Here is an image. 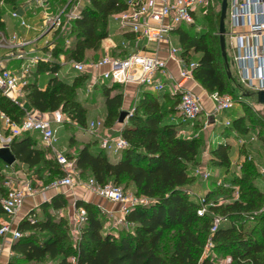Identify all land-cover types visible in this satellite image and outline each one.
I'll use <instances>...</instances> for the list:
<instances>
[{
	"label": "trees",
	"instance_id": "trees-1",
	"mask_svg": "<svg viewBox=\"0 0 264 264\" xmlns=\"http://www.w3.org/2000/svg\"><path fill=\"white\" fill-rule=\"evenodd\" d=\"M22 2L0 0V28L5 26L4 14L19 9ZM125 8V0H88L78 16L68 21L67 31L56 29L54 40H47L54 44L49 50L50 60L40 62L36 69V74L47 76L45 88H40L37 80L26 87L24 102L29 107L44 113L59 110L66 117L61 124L72 128L67 137L69 145L78 142L80 128L86 126L88 108L77 96L88 84L89 75H55L61 67L57 59L63 54L82 61L90 52L98 54L114 22L112 14ZM203 16L205 22L201 25L197 22L201 15H196L193 24L177 26L171 33L172 40L185 60H196L193 79L206 92L230 95L232 76L227 75L214 34L219 13L211 9ZM121 30L129 41L133 39V34ZM69 38L70 45L67 44ZM41 49L46 51V45ZM99 86L104 99V125L112 126L121 110V87L109 81H102ZM177 104L178 99L166 92L144 91L122 125L121 135L128 143L124 149L110 157L99 140L91 138L81 141L74 155L67 154L74 159L80 175L92 177L99 185L108 182L120 185L135 197L144 199L125 214L127 226L106 228L107 216L100 207L77 199L75 205L82 206L86 216L78 238L72 240L66 218L56 217L51 211L67 203L63 194L56 193L39 205L41 217L32 211L19 220L16 227L20 236L11 242L12 253L6 264H264V190L257 185L253 164L243 161L240 173L236 174L231 170V144L218 141L209 145L207 165L218 168L223 183L230 188L225 192L219 188L218 194L225 202L213 203L207 206L205 214L197 215L200 199L207 203L214 192L208 190L200 197L193 195L197 188L193 170L200 163L204 146L199 135H178L184 123ZM0 110L14 120L23 116V109L1 94ZM253 121L254 118L241 114L229 119L228 125L219 123L213 131L225 136L231 132L249 140ZM34 133L25 132L15 137L9 149L15 160L30 170L28 179L33 184L48 169L51 176L44 180L47 183L59 177L61 170L53 159L46 157L47 149L36 143ZM262 140L264 136L259 139ZM0 164L6 165L1 160ZM234 186L238 190L237 197L231 192ZM5 193L0 172V197ZM213 214L224 220L210 233ZM208 238L212 249L203 254Z\"/></svg>",
	"mask_w": 264,
	"mask_h": 264
},
{
	"label": "built area",
	"instance_id": "built-area-1",
	"mask_svg": "<svg viewBox=\"0 0 264 264\" xmlns=\"http://www.w3.org/2000/svg\"><path fill=\"white\" fill-rule=\"evenodd\" d=\"M126 8L115 14L113 19L119 28L133 34V44L129 40H122L120 48L132 51L124 56L104 54L86 64L84 61L70 59L67 63L75 73L90 75L88 84L93 86L100 81L122 84L124 86H142L154 92H166L169 96L178 99L177 110L180 120L184 125L179 129L178 135L192 136L191 130L198 116L205 114V118L212 115L214 119L219 112L228 110L233 106L234 100L229 94L217 92L207 93V98L212 104V114L206 111L204 99L193 88L196 81L193 79L195 59L185 60L180 54V48L171 37L172 31L179 25H191L196 15H206L212 8V0H125ZM50 0H23L19 9L8 10V16L17 21L18 25L26 31L35 28L29 21L27 13L31 16L40 14L39 29L43 31L48 22L52 27H57L62 17L73 19L78 13H65L66 5L55 15L50 14ZM226 16L228 28L225 37L229 41L233 52V61L236 64L239 80L250 90L256 92L264 90V0H227ZM45 25V26H44ZM140 40L153 43L154 49L141 46ZM47 50L35 45V39H27L15 31H10L4 26L0 28V94L19 105L23 109L20 120H14L0 110V148L10 147L12 140L25 132H35L42 144L50 148L54 160L58 164L61 175L53 180L49 187H65L75 189L72 201L66 214L68 235L76 240L85 221L86 211L82 206H76L77 199L87 200L84 196H97L107 202L119 205V214L100 208L111 220V226L124 225V219L129 208L144 199L135 197L122 186L108 182L99 185L92 177L84 180L76 172L75 161L65 153L54 148L57 142L56 130L53 123H62L66 117L59 111L48 115L24 102L26 87L34 82L36 69L40 62L49 61L53 42L45 41ZM165 49V56H160V49ZM171 61L177 68L174 75L168 68ZM60 74L55 72V75ZM139 97L126 109L127 117L134 111ZM206 124V122H205ZM225 125L229 120L224 121ZM123 125V124H122ZM115 134L100 133L103 127L101 120L91 121L88 129L99 140L100 146L106 153L116 154L127 146V141L121 135V128ZM190 128L188 133L187 129ZM251 135L249 140H254ZM195 176L207 178L209 172L206 167L196 166L193 170ZM6 193L0 197V207L6 220L0 222V238H7L8 247L13 240L20 236V231L13 223V217L22 206L24 198L33 194L35 188L29 180L21 184L16 181H7ZM84 194V196H83ZM238 196L236 188L234 197ZM197 208V215L208 211L207 206L213 203H203ZM264 209V205L262 207ZM224 220L220 215L213 214L210 233ZM3 245V244H2ZM0 244V252L3 248ZM212 242L208 238L204 244L203 254L209 253ZM7 250V255H11ZM229 257L226 261H229Z\"/></svg>",
	"mask_w": 264,
	"mask_h": 264
},
{
	"label": "rangeland",
	"instance_id": "rangeland-1",
	"mask_svg": "<svg viewBox=\"0 0 264 264\" xmlns=\"http://www.w3.org/2000/svg\"><path fill=\"white\" fill-rule=\"evenodd\" d=\"M52 1L53 0H50V8H49L50 10L49 11H50V14L53 16L57 12H59L60 9L65 5H66L65 13L67 12L79 13L80 9L87 3L88 0H57L55 3H53ZM212 2H213L214 12L219 13L221 0H213ZM39 16L37 17L38 20H39ZM70 20L71 19L65 18L63 16L61 23L57 27H52V23L48 22L46 26L44 25L45 27L39 35L41 36V34L42 35L46 34L45 32L48 30V28L51 27L49 31H52V33H50L48 37H50V40H54L55 38V35L53 34L54 30L63 29L64 32L67 31L68 21ZM111 20L115 22L112 16H111ZM197 22L200 25L203 24L205 22V17L204 16L199 17ZM40 24H43L41 20L37 24V26ZM224 26L226 29L228 28L227 16H225V19H224ZM217 29H218V25L215 27V30H214L215 37L218 40ZM191 30H194V29H191ZM45 41H46V38L43 37L40 41V44L44 45ZM71 43H72L71 39L69 38L67 44L70 45ZM130 43L133 44V42H130ZM225 49H226V54H227V62L229 65L228 69H229L230 75L232 76V85H231L232 94L230 95L234 100L233 106L228 110H224L222 113L219 112L218 113L219 115L217 114L218 118H215V121L212 124L207 123V119L204 117L205 114L202 113L199 116L198 121L194 123V126L190 134L192 136L199 135L200 137H202V145L204 146L203 148L204 151H207V148L209 145L215 144L218 141L223 142L226 140L228 142H231L230 160L232 163L231 165L232 172L239 174L240 173L239 167L243 161L252 163L254 166V171L257 175L256 181L258 185L264 189V140H262L261 142L259 141L261 136H264V104H259L256 100L255 92L250 90L246 85L240 82L238 70H237L235 62L233 61V52L230 48L227 36L225 37ZM129 50L132 51V49H127V50H124L123 54H126V52ZM99 55H101V51H99L98 54L90 52L88 53V56L86 57V59L82 61L88 64L89 61L96 59ZM99 87H100L99 82H97L93 86H90L88 84L85 85L80 91V94L77 96V99L80 101L81 104H83L87 108L94 107V108L100 109L103 98L101 97ZM205 106H206V111L209 114H212V109L209 108V105H205ZM237 112L245 114V116L247 117L254 118V121H253L254 126L251 128L250 134L254 135L256 140L252 141V140H246L244 138H239V137L234 136L233 133L231 132L230 133L227 132L226 136L216 135L214 133L213 128H215L219 123L227 120L226 118L231 119L233 117H236ZM116 124H117V121L112 126L105 125L104 126L105 132L110 133V134L117 133V131L119 130V126H115ZM71 129L72 128L70 126H67L66 127L67 133L65 135L62 134L61 131L58 132L59 140L58 142H55L54 144V147L57 150L63 151L61 147V143L64 140L65 141L67 140L66 138L71 133ZM187 131L189 133L190 128H188ZM46 152H47L46 153L47 155H51V157L53 158V151L51 149L48 148ZM67 154L69 155V152ZM206 158H207V155L204 156L203 159L201 158L200 163L197 166L206 167L207 171L209 172V176L207 178L196 176L195 182L197 183V188L193 192V195L200 197V196H203V194H205L209 190L211 192H214V194L208 198L207 203L211 202V203L221 204L225 202L226 199L218 194L220 190L219 188L222 189V192H225L224 190L226 188L227 189L230 188V186L227 183H223L222 181L223 178L219 174L220 171L218 168L214 166L210 167L207 165ZM14 168L22 169L21 171H23L26 177H28V175H30L31 173L30 170L27 169L26 166L22 168V167H17L16 165ZM0 172L2 174V185L5 189H7L8 185L6 184V182L10 180L16 181V178L13 172L11 171V168L5 165L0 164ZM79 178L81 180H84L86 178V175L79 174ZM236 188L237 187L234 186L233 189L231 190L233 195L235 193ZM64 190H65L66 195L68 196L67 203L64 206V208H67L68 205L72 201L75 189L64 188ZM4 220H1V221H4ZM104 225L105 227L111 226V220L108 217L105 218ZM72 258L73 257H71L70 260ZM25 264H35V263L29 262Z\"/></svg>",
	"mask_w": 264,
	"mask_h": 264
},
{
	"label": "crops",
	"instance_id": "crops-1",
	"mask_svg": "<svg viewBox=\"0 0 264 264\" xmlns=\"http://www.w3.org/2000/svg\"><path fill=\"white\" fill-rule=\"evenodd\" d=\"M38 16H39V14H37L36 16H31L29 13H27L28 21L35 27V28L30 29L28 31H26L25 29L21 28L18 25L17 21L11 19L8 16L7 12L4 14V22H5V26H6V28L8 30L15 31L20 36H23V37H25L27 39H30V40L31 39H35V45L37 47H42L43 45L40 44L41 39L43 37H45L46 41L50 40V37H48V35L50 33H52V31H49V32H47L46 34H43V35L41 34L42 38L40 40H37V38L40 36L39 34L41 33L40 30H38L40 25L37 26V24L41 20L40 16H39V20H38V18H37ZM122 40H128L127 36L124 33V31H122L118 27L116 22H113L110 25V33H109V35L101 43V50H100L101 51V55H99L98 57H100V56H102L104 54H109V55H114V56H117V55L124 56V55L129 54L131 52V50L127 51L126 54H123L124 50L120 48V43H121ZM132 41H133V39L130 40L129 42H132ZM140 44H141L142 47L150 49V50L154 49V47H155V45L153 43H145L142 40H140ZM127 49H132V48L129 47ZM160 56H165V49L164 48L160 49ZM69 60L70 59L65 57L63 54L58 57L57 61L61 64V67H60V70H59L60 75H75V74H77L69 67V65L67 63ZM66 66H67V68H66ZM167 68L174 75L177 74V68L175 67V64L173 62L168 61ZM89 78H90V75H89ZM35 80L38 81V85H39L40 88H45V86L47 84V76L46 75H42V74L38 73V74L35 75ZM98 82L100 83V81H98ZM96 83H94L93 85H95ZM120 87H121V92L123 94V101H122L121 109H124V110H126L138 97L140 98L141 94L144 91H151V90L145 89L142 86H134V85L124 86V85L120 84ZM193 88H194V90L196 92L201 94V96L204 99L205 105H209V108H212V104H211L210 100L206 96L208 92H206L197 82L194 84ZM152 92H154V91H152ZM102 100L103 101H102V105H101L100 109L94 108V107L93 108H88L86 126L84 128H80L79 134L77 136L78 142L73 144V145H69L68 141L64 140L61 143V147H62V150H63L61 152L65 153L66 155L69 152V155L72 156V155H74L76 149H78L81 146V143H80L81 141H87V140H90L91 138H97L88 129V125H89V123L91 121L101 120L103 122V127L100 128L99 132L100 133H107L104 130V128H105L104 127L105 126L104 125L105 111H104V99H102ZM138 100H137V102H138ZM47 114L50 115V113H47ZM241 114L242 113H238L237 112L236 113V117L241 115ZM218 115L216 116V118H218ZM226 119L229 120L228 118H226ZM214 121H215V119H214ZM124 122H125V120H124ZM210 124H212V123H210ZM52 125L55 128V130H56V136H57V142H58V140H59L58 132L61 131L62 134L65 135L67 133V130H66L67 125L66 124H61V123H53ZM121 125L122 124L117 122V124L115 126H119L120 127ZM35 135H37V134H35ZM213 138H215V137H213ZM36 143L38 145H41V146H43L45 148V146L42 144V142H41V140H40L38 135L36 136ZM228 143L231 144V142H228ZM46 149H48V148L46 147ZM106 154L108 156H110V157H114V155H115V154H112V153H106ZM204 156H206V151H203V153L201 155V158L203 159ZM46 157L47 158H51V159L54 160V154H53V158L51 157V155H47V154H46ZM16 165H17V167H22V168L25 166L24 164H22V163H20V162H18L16 160L13 163H11L10 165H8V164L5 165V166L11 168V171L13 172V174H14V176L16 178V182H19L21 184L24 180H26V179L29 180L28 177L25 176L23 171H21L22 169H18V168L15 169L14 168ZM50 176L51 175L49 174L48 169H45L42 172V178L37 180V182L35 184H33L29 180L31 182L32 186L35 188V192L33 194H28V195L25 196L22 206L19 208V210L14 215L12 221H13V223L16 226H17V223L19 222V220L21 218H23L25 215L30 214L32 211H35V214H36L37 217H41V211L38 208L39 205L42 202L49 201L51 199V197L53 195H55L56 193H61V194L64 195L66 200L68 199V196L66 195L65 190H64L65 187H62V186H59V187H56V188L49 187V184L53 180H55L56 178L52 179V181H50V182H47V183L44 182V180H46ZM257 185H258V183H257ZM258 187L260 189L264 190L259 185H258ZM83 196H84V194H83ZM84 197H86L88 201H91V202H94L95 204H97L100 208H104L106 210L112 211L114 215H118L119 214V211H118L119 205L116 204V203L107 202L106 200H104V199H102L100 197H97V196H84ZM69 205H68L67 208L62 207V208H60L58 210H51V211H52L53 214H55L56 217L63 216V217L66 218V214L68 212ZM4 219H6V216L3 215L2 213H0V221L4 220ZM7 240H8L7 238H0V244L1 245L3 244L2 245L3 248H2V250L0 252V264H6L7 261H8V258H9V256L7 255V250L10 249V247H8V244L6 243ZM71 261L74 262V259L72 258Z\"/></svg>",
	"mask_w": 264,
	"mask_h": 264
},
{
	"label": "water",
	"instance_id": "water-1",
	"mask_svg": "<svg viewBox=\"0 0 264 264\" xmlns=\"http://www.w3.org/2000/svg\"><path fill=\"white\" fill-rule=\"evenodd\" d=\"M226 6H227V0H221L220 2V10H219V20H218V29H217V34H218V42H219V47H220V52L223 58V62L226 68L227 75L230 76L229 72V65L227 62V54H226V49H225V26H224V19L226 16ZM51 28V27H50ZM50 28L45 32L47 33ZM256 94V100L259 104H264V90H259L255 92ZM128 112L124 109H121L117 118V122L120 124L124 123V120L127 116ZM214 122V117L210 115L207 118V123H213ZM0 160L3 161L5 164L10 165L15 161V157L10 151L8 147H1L0 148Z\"/></svg>",
	"mask_w": 264,
	"mask_h": 264
}]
</instances>
